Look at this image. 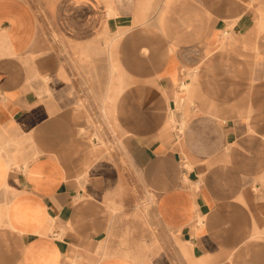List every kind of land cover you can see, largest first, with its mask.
Listing matches in <instances>:
<instances>
[{
	"label": "crops",
	"instance_id": "obj_1",
	"mask_svg": "<svg viewBox=\"0 0 264 264\" xmlns=\"http://www.w3.org/2000/svg\"><path fill=\"white\" fill-rule=\"evenodd\" d=\"M260 19L0 0V264H264Z\"/></svg>",
	"mask_w": 264,
	"mask_h": 264
},
{
	"label": "bare ground",
	"instance_id": "obj_2",
	"mask_svg": "<svg viewBox=\"0 0 264 264\" xmlns=\"http://www.w3.org/2000/svg\"><path fill=\"white\" fill-rule=\"evenodd\" d=\"M141 13V12H140ZM262 16V15H260ZM142 21V20H141ZM257 25H264V20L263 19H260L259 20V23ZM179 129V128H178ZM181 129V128H180ZM152 198V197H151ZM138 208V207H137ZM107 251V250H106Z\"/></svg>",
	"mask_w": 264,
	"mask_h": 264
},
{
	"label": "rangeland",
	"instance_id": "obj_3",
	"mask_svg": "<svg viewBox=\"0 0 264 264\" xmlns=\"http://www.w3.org/2000/svg\"><path fill=\"white\" fill-rule=\"evenodd\" d=\"M264 20V19H263ZM111 42V40L109 41V43ZM187 88V86L186 85H184L183 87H182V89H186Z\"/></svg>",
	"mask_w": 264,
	"mask_h": 264
}]
</instances>
